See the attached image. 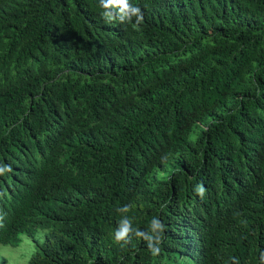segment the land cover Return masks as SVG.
Instances as JSON below:
<instances>
[{"label":"trees","instance_id":"trees-1","mask_svg":"<svg viewBox=\"0 0 264 264\" xmlns=\"http://www.w3.org/2000/svg\"><path fill=\"white\" fill-rule=\"evenodd\" d=\"M9 66L0 245L48 230L26 264H264V0H0Z\"/></svg>","mask_w":264,"mask_h":264},{"label":"rangeland","instance_id":"rangeland-1","mask_svg":"<svg viewBox=\"0 0 264 264\" xmlns=\"http://www.w3.org/2000/svg\"><path fill=\"white\" fill-rule=\"evenodd\" d=\"M7 72L10 76H13L14 71L12 66L5 68L2 72L0 71V82L3 79V72ZM71 70L65 67H53L52 74L54 81L65 79L69 75L75 77L74 74L70 73ZM202 125H196L192 127L188 134V141L194 143L197 138ZM172 169L171 165H166L162 169H155L151 174L145 178L147 185H156L166 179L168 172ZM48 230H37L32 236L21 235L19 237V244L13 248L10 246L0 245V262L3 261L5 264H26L30 257L37 251L38 245L43 241L44 235ZM186 259L179 255L176 262L171 259H164L160 264H185Z\"/></svg>","mask_w":264,"mask_h":264},{"label":"clouds","instance_id":"clouds-1","mask_svg":"<svg viewBox=\"0 0 264 264\" xmlns=\"http://www.w3.org/2000/svg\"><path fill=\"white\" fill-rule=\"evenodd\" d=\"M196 192H197L198 195H200L201 197H203L204 192H205V189H204V187L202 185H198L197 188H196ZM156 227H162V225H160L157 222L156 223ZM126 234H127V229H124L123 231L116 232V234H115V240L117 242H120V241L127 242L126 239H125L126 238ZM158 240H159V238H158ZM149 248L155 251L154 248H151V247H149Z\"/></svg>","mask_w":264,"mask_h":264}]
</instances>
